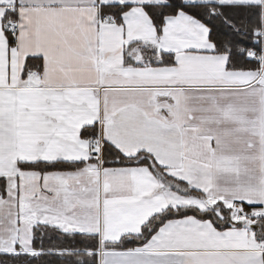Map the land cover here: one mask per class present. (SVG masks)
I'll return each mask as SVG.
<instances>
[{
	"label": "snow or ice",
	"instance_id": "6c2138e0",
	"mask_svg": "<svg viewBox=\"0 0 264 264\" xmlns=\"http://www.w3.org/2000/svg\"><path fill=\"white\" fill-rule=\"evenodd\" d=\"M0 264H264V0H0Z\"/></svg>",
	"mask_w": 264,
	"mask_h": 264
}]
</instances>
